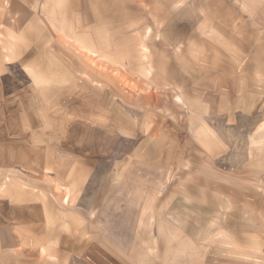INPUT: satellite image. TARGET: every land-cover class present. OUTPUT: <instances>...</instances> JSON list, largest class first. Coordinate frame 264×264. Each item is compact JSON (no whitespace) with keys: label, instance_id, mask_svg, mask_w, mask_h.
<instances>
[{"label":"rangeland","instance_id":"1","mask_svg":"<svg viewBox=\"0 0 264 264\" xmlns=\"http://www.w3.org/2000/svg\"><path fill=\"white\" fill-rule=\"evenodd\" d=\"M0 264H264V0H0Z\"/></svg>","mask_w":264,"mask_h":264}]
</instances>
